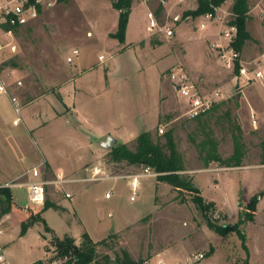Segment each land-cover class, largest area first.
I'll return each instance as SVG.
<instances>
[{
    "label": "rangeland",
    "instance_id": "obj_1",
    "mask_svg": "<svg viewBox=\"0 0 264 264\" xmlns=\"http://www.w3.org/2000/svg\"><path fill=\"white\" fill-rule=\"evenodd\" d=\"M258 1L252 0L251 7ZM113 2L58 1L13 37L3 39L0 81L7 82L8 92L21 107L16 111L12 99L0 95V179L11 180V173L36 162L44 164L47 179L57 178L60 170V175L72 173L71 178H91L96 168L101 170L99 177L126 175L130 168L113 165L101 146L100 139L116 132L100 136L99 131L116 123L135 135L152 128L156 138L164 126V133L173 130L183 155L182 174L191 178L206 201L214 202L210 218L217 224L239 225L226 234L211 229L190 191L160 180L153 187L155 177L140 178L134 201L132 178L83 180L66 184L71 197L54 185L49 187L46 201L55 202L59 209L48 208L42 215L57 233L46 231L44 222L38 221L22 238V221L33 220L45 203H31L26 186L16 185L12 187L16 206L7 213L0 207L5 230L15 239L13 250L8 248L11 258L17 264H51L60 260L51 249L54 234L63 236L68 231L80 237L74 238L81 246L87 242L88 230L98 241L104 240L96 247L99 260L123 258L124 251L138 261L158 252L169 261L204 252V258L190 264H264V86L238 89L235 74L221 65L211 49L217 28L201 29L203 14L183 16L196 9L198 0L174 5V13L181 15L177 22L164 9L156 13L158 0L148 4L134 0L123 40L116 36L121 10ZM225 5L232 7V2ZM150 11L160 25L173 26L172 37L150 30ZM256 12L249 14L247 23L251 38L243 49L248 56L264 46V24ZM76 48L80 53L74 56ZM100 55L105 59L100 60ZM178 63L203 92L221 89L230 97L204 116L187 118L183 99L169 78L171 67ZM160 104L164 109L156 118ZM81 137L88 139L87 148L76 143ZM208 139L216 142L225 159L234 153L236 141L241 142L242 165L206 164L201 145ZM128 144L135 149L136 138ZM95 151H100L99 157ZM83 157L85 165L77 168ZM108 191L112 198L106 197ZM256 197V212L241 222Z\"/></svg>",
    "mask_w": 264,
    "mask_h": 264
},
{
    "label": "built area",
    "instance_id": "obj_2",
    "mask_svg": "<svg viewBox=\"0 0 264 264\" xmlns=\"http://www.w3.org/2000/svg\"><path fill=\"white\" fill-rule=\"evenodd\" d=\"M154 0H144L145 3ZM185 0H158L168 15H172V21L177 22L181 19L179 13H174L173 8L175 4L181 3ZM264 0L256 2L249 10H257L256 15L264 24ZM58 0H0V50L3 47L2 41L4 38H10L15 35L17 29L27 26L31 21L40 17L44 10L55 6ZM174 3V4H173ZM149 15L152 17L150 30L154 33L161 32L166 38L174 35L173 26L169 23L160 25L155 19L153 12ZM204 21L201 22L200 28L206 29L209 25L217 28L216 39L210 42L211 49L215 53L221 65L232 72L236 76V86L243 91L245 88L261 83L264 81V46L262 50L253 56H248L244 53V49H239L235 46L238 38V25L233 22L236 18L235 12L231 7L225 4L216 6L214 10L205 12L203 14ZM12 49L16 46L9 43ZM80 53L78 48L73 50V55ZM101 60H104V55H100ZM73 56H69L67 60L73 61ZM169 78L177 88L178 94L182 97L185 105L184 115L189 119H196L209 113L222 100L227 99L230 95L226 94L224 90L216 89L213 92H203L193 81L183 64L178 63L171 67L169 71ZM8 89L5 85L0 83V94H8ZM15 105L16 111L20 110L21 104L15 96H11ZM253 124H256L255 113L251 112ZM159 132H165L164 126L159 127ZM44 164H38L30 168L25 176L26 180L12 181L5 184H0L1 187H10L20 185L26 186L28 198L31 203L43 205L46 202L48 190L50 185H54L56 190L64 193L66 197H71L72 194L66 190V184L70 182H77L83 180H102V179H119L132 178V195L131 200L134 201L138 195V182L140 177L158 176L160 173L154 171L149 166L143 168L139 173H132L127 175H113L109 177L96 176L101 171L96 168L94 176L91 178H65L59 177L54 179H47L44 177ZM107 197L111 196L108 191ZM4 220L0 219V264H11L6 244L3 241L5 235ZM57 253V252H56ZM55 253V254H56ZM205 257L204 252H195L187 256L185 259L169 261L161 254H156L151 258H144L139 260L136 264H190ZM60 260L54 259L51 264H65L69 259L68 256L59 257Z\"/></svg>",
    "mask_w": 264,
    "mask_h": 264
},
{
    "label": "trees",
    "instance_id": "obj_3",
    "mask_svg": "<svg viewBox=\"0 0 264 264\" xmlns=\"http://www.w3.org/2000/svg\"><path fill=\"white\" fill-rule=\"evenodd\" d=\"M59 2L67 0H58ZM134 0H114L113 4L119 10H121L119 29L116 33L120 39H124L127 24L129 21V13ZM232 2V10L236 14V18L233 20L238 25V38L235 46L239 49L245 47L246 41L251 38V34L248 30L247 23L250 17L249 10L251 8L252 0H198V6L194 10L184 12L183 16L188 15L198 16L205 12L212 11L216 6L223 5L226 2ZM163 6H159L156 13L163 11ZM164 138V141H163ZM202 158L206 164L212 161H217L224 166H241L244 158L243 144L236 141L234 153L229 158L225 159L219 154L216 148V142L214 140H205L202 145ZM205 152V153H204ZM110 156V161L113 165H124V168H130L127 174H132L134 168L143 169L149 166L160 174L157 179L160 181H166L171 184L177 190H188L192 193V200L199 209L203 211L207 218L208 226L218 231L221 234H226L231 230L237 229L239 223L234 224H217L210 218L208 212L215 209V204L212 201H206L201 195L200 189L193 183L191 178L182 174V171L186 170L184 165V158L182 153L177 147V143L174 137L173 130L170 129L164 134H159L154 138L150 130H146L138 134L136 137L135 149L131 148L127 142H118L117 145L111 150L107 151ZM123 171V170H122ZM121 171V172H122ZM116 172V171H115ZM117 172V173H121ZM123 173V172H122ZM257 197L253 198L250 202L245 217L241 218V222L247 218L250 219L256 212ZM16 206V202L13 197L12 188L1 187L0 188V207L3 213H7ZM54 207L59 209V206L55 202L47 200L43 208L35 215L33 220H23L21 223V235H25L29 228L36 222L42 221L45 224V229L48 232H53V229L46 223L42 213L48 208ZM35 216V217H34ZM85 242L83 245L78 246L76 240L70 234H64L59 236L54 234L53 245L51 246L53 254L56 252V257L68 256L69 259L65 264H136L138 260H135L131 255L124 251L123 258H118L112 261L109 256H105L104 260L97 258L96 247L98 244L104 242V240L95 242L91 239L89 234L85 233ZM55 257V256H54Z\"/></svg>",
    "mask_w": 264,
    "mask_h": 264
},
{
    "label": "crops",
    "instance_id": "obj_4",
    "mask_svg": "<svg viewBox=\"0 0 264 264\" xmlns=\"http://www.w3.org/2000/svg\"><path fill=\"white\" fill-rule=\"evenodd\" d=\"M164 35V34H163ZM164 37H165V35H164ZM166 38V37H165ZM214 40V39H213ZM212 40V41H213ZM211 42V41H210ZM244 53H245V49H244ZM246 54V53H245ZM247 55V54H246ZM100 57V56H99ZM100 59V58H99ZM105 59V58H104ZM101 60V59H100ZM1 80V79H0ZM0 83L1 84H3V85H5L6 87H7V89L9 90V85L7 84V82H5V80H2V81H0ZM262 83V85L264 86V81L263 82H261ZM0 95H3V94H0ZM9 98H11V94L10 93H8V94H6ZM66 108H69V107H66ZM163 105L162 104H160V106H159V108H157V111H156V118H158L159 116H160V113H162L163 112ZM70 111H73V110H70ZM251 111H253V110H251ZM74 112H76L77 113V110H74ZM263 112V111H262ZM65 114H63V115H61L60 117H62V116H64ZM256 115V114H255ZM2 116H3V114H2V111L0 110V118H2ZM255 118H256V116H255ZM253 119V118H252ZM255 127H257V122H256V124H253ZM121 127H122V125H120V124H116V123H113V124H111L109 127H108V129H106V131H99L100 133V136H102V134H105L104 132H106V134H110V133H112V132H116L115 134H117V135H115L118 139H119V142H129L130 140H133V139H135L137 136H138V134L137 135H135V133H133V131H128V130H126V129H121ZM152 128H147L146 130H151ZM145 130V131H146ZM89 139H93V136L92 135H89ZM101 140V142L103 141V140H105V139H100ZM76 143L77 144H79V145H81V146H83V147H85V148H87L88 146H89V142H88V139H85V138H80V139H77L76 140ZM95 153H96V155H98L97 157H99V155H100V151H95ZM85 161V159H84V157L83 158H80V160L78 161V163H77V168H79L80 166H83V165H85V163L86 162H84ZM38 164H41L40 162H36V163H34L33 164V166L32 167H34V166H36V165H38ZM32 167H30V168H32ZM30 168H28V169H26V170H23V171H17V172H13V173H11L12 175H10V176H12V179L10 180V179H0V183L1 184H5V183H7V182H12V181H16L17 179H19V178H24V177H26L25 176V174L27 173V171L30 169ZM77 168H74V170H76ZM73 170V171H74ZM60 172H63V170H60L59 172H57L56 173V176H57V178H59V177H65V178H71L70 176L72 175V173H70V176H66V175H60ZM153 177H155L156 178V180H154V181H152V186L153 187H155V183L156 182H158L159 180L157 179V176H151L150 178H153ZM140 178H142V177H140ZM140 178H139V180H140ZM121 179V178H120ZM156 181V182H155ZM77 182H79V181H77ZM91 182V181H90ZM70 183H73V182H70ZM139 183V182H138ZM139 185V184H138ZM151 186V187H152ZM13 191V190H12ZM14 195V194H13ZM107 197V196H106ZM109 198V197H108ZM110 198H112V195L110 196ZM14 199H15V196H14ZM16 201V200H15ZM53 229V228H52ZM54 230V229H53ZM87 230V229H86ZM56 233H57V231L56 230H54ZM29 232V231H28ZM27 232V233H28ZM87 232H88V234L90 235V237H91V239L93 240V241H95V242H98V240H100V239H96V238H94L93 236H92V234L87 230ZM26 233V234H27ZM26 234L25 235H21L20 237H22V238H25V236H26ZM64 234H70L68 231H65V233ZM63 234V235H64ZM59 236H61V234H58ZM74 237H77V236H75L74 235ZM76 239H80V237H77ZM3 241H4V243L6 244V243H10V245L9 246H6L7 247V253H8V257H9V260H10V263L11 264H17L16 263V261H15V259H12L11 258V255L9 254V252H8V248H10V250L12 251L13 250V248L11 249V246L13 245V243L15 242V239H14V237H12L11 236V234L10 233H8V232H6L5 233V237L3 238ZM158 254H160L159 252H158ZM134 259V258H133ZM136 260V259H135Z\"/></svg>",
    "mask_w": 264,
    "mask_h": 264
},
{
    "label": "water",
    "instance_id": "obj_5",
    "mask_svg": "<svg viewBox=\"0 0 264 264\" xmlns=\"http://www.w3.org/2000/svg\"><path fill=\"white\" fill-rule=\"evenodd\" d=\"M118 142L119 139L116 136L109 135L106 140L101 142V146L107 151H109L114 148Z\"/></svg>",
    "mask_w": 264,
    "mask_h": 264
}]
</instances>
